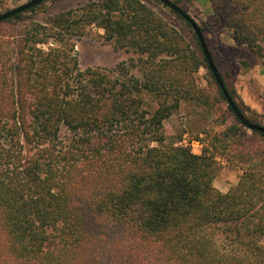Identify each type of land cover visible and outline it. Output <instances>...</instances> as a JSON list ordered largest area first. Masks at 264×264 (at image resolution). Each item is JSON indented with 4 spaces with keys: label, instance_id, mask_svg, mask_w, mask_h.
<instances>
[{
    "label": "trees",
    "instance_id": "obj_1",
    "mask_svg": "<svg viewBox=\"0 0 264 264\" xmlns=\"http://www.w3.org/2000/svg\"><path fill=\"white\" fill-rule=\"evenodd\" d=\"M203 1L206 47L217 27L264 59V0ZM89 27L130 56L81 70L73 39ZM13 28L0 30V264H264V135L234 117L188 23L158 0H86ZM181 102L226 106L189 140L199 154L166 141ZM218 158L241 171L224 194Z\"/></svg>",
    "mask_w": 264,
    "mask_h": 264
},
{
    "label": "rangeland",
    "instance_id": "obj_2",
    "mask_svg": "<svg viewBox=\"0 0 264 264\" xmlns=\"http://www.w3.org/2000/svg\"><path fill=\"white\" fill-rule=\"evenodd\" d=\"M29 0H0V14ZM172 2L175 0H171ZM86 0H46L34 12L24 13L22 19L14 20L0 26V30H7L14 26L16 33L23 24L29 21L42 22L48 16L58 12L78 7ZM209 5L203 0H183L179 7L182 8L199 27H208L206 24L209 14ZM167 14L170 22L189 37V32L183 23L168 13L167 9L156 6ZM10 30V29H9ZM188 32V33H187ZM207 47L214 58V62L221 73L226 86L233 92L235 101L245 114L251 119L261 122L264 126V59L250 55L245 47L236 46L229 38L227 32H221L219 28L212 27L205 32ZM74 52L78 60L79 68L110 69L120 61H125L128 56L124 51L115 50L111 44L103 39V32L96 27H89L87 34L81 38H74ZM199 87H206L209 81L207 71L200 68L195 74ZM220 112L226 109L225 104H220ZM248 109V111H247ZM254 115H251L250 112ZM207 106L197 105L193 102H181L179 110L164 121V133L167 142H173L182 135L183 145H190L193 153L199 154L200 144L189 140L197 135L198 131L210 126L214 121L221 120V113ZM227 116V114H225ZM231 119L228 117V120ZM212 122V123H211ZM249 134V132H248ZM213 187L220 193H226L234 186L241 175L239 168L227 164L222 159H216L213 165Z\"/></svg>",
    "mask_w": 264,
    "mask_h": 264
},
{
    "label": "water",
    "instance_id": "obj_3",
    "mask_svg": "<svg viewBox=\"0 0 264 264\" xmlns=\"http://www.w3.org/2000/svg\"><path fill=\"white\" fill-rule=\"evenodd\" d=\"M46 0H29L28 2L19 5L13 9H10L4 13L0 14V22L5 21L7 19H10L12 17H14L15 15L21 14L23 12L28 11L29 9L45 2ZM161 4L165 5L168 9H170L171 11L175 12L176 14H178L186 23H188V25H190L192 31L194 32L197 41L200 45V48L202 50L203 56L207 62L208 68L212 74V76L214 77L216 84L218 85L219 89L221 90L225 101L228 105V107L231 109L234 117L239 121V123L246 129L250 130V131H254V132H258L264 135V127H260L257 126L255 124H252L250 122H248L244 116L240 113V111L237 109V107L235 106L234 102L232 101V99L230 98V96L228 95L221 79L220 76L217 72V69L214 65V63L212 62L211 56L208 52V49L206 47L204 38L202 36V33L199 29V26L195 23V21L184 11L182 10L179 6L175 5L171 0H158Z\"/></svg>",
    "mask_w": 264,
    "mask_h": 264
}]
</instances>
